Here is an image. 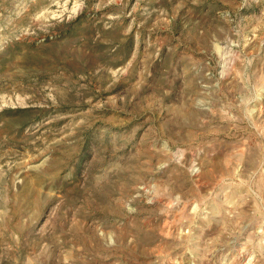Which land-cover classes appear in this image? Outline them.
<instances>
[{
	"label": "rangeland",
	"instance_id": "1",
	"mask_svg": "<svg viewBox=\"0 0 264 264\" xmlns=\"http://www.w3.org/2000/svg\"><path fill=\"white\" fill-rule=\"evenodd\" d=\"M0 264H264V0H0Z\"/></svg>",
	"mask_w": 264,
	"mask_h": 264
}]
</instances>
